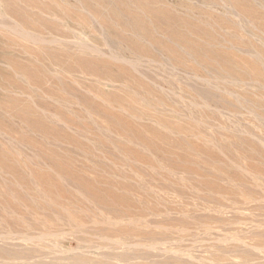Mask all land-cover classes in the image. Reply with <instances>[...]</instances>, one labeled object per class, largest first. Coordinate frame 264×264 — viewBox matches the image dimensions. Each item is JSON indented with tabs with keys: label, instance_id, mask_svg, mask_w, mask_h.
<instances>
[{
	"label": "rangeland",
	"instance_id": "374dc122",
	"mask_svg": "<svg viewBox=\"0 0 264 264\" xmlns=\"http://www.w3.org/2000/svg\"><path fill=\"white\" fill-rule=\"evenodd\" d=\"M6 2L42 78L0 59V264H264V0L16 2L44 41Z\"/></svg>",
	"mask_w": 264,
	"mask_h": 264
},
{
	"label": "bare ground",
	"instance_id": "6f19581e",
	"mask_svg": "<svg viewBox=\"0 0 264 264\" xmlns=\"http://www.w3.org/2000/svg\"><path fill=\"white\" fill-rule=\"evenodd\" d=\"M37 1L38 0H7L6 2V6L8 9H6L4 12H5V16L7 18H9L16 26H17V32L18 34L20 35H23L24 37L26 38H29L31 40H34V41H37L36 39H41L43 40V38L40 37V34L37 33V31L35 30L36 29V25H37V20L36 19H33V17H28L25 12H21L18 8H16L17 6L15 5V3L17 2H23L25 3V6H30V7H37ZM58 1V0H57ZM57 1L55 0H50V5L51 7L49 8L48 11H51V14L57 18H61L60 16L58 15H61V16H64L65 18L69 19V16H68V13L66 11V7H64L65 9H62L63 7L59 6V4L57 3ZM60 1V0H59ZM95 1V0H94ZM1 2V0H0ZM62 2V1H61ZM86 4V3H85ZM16 6V7H15ZM22 7V6H21ZM54 7V8H53ZM242 7V6H241ZM57 10H56V9ZM1 10V9H0ZM248 9L245 8L244 9V12L245 14L250 17L251 19H253L254 21H258V23H260L261 25V29L264 31V16H259L255 13L254 11V14L250 13L248 14ZM31 12V11H29ZM96 18H98L100 16V18H102L101 15H99L98 13H93L91 12ZM161 13H164V11H161ZM50 14V13H49ZM155 14V13H154ZM56 18V19H57ZM11 22V23H12ZM139 23V22H138ZM54 24V23H53ZM7 25V24H6ZM3 29H7V27L5 25H2ZM8 26V25H7ZM11 26V25H10ZM13 27V26H12ZM9 30V29H8ZM13 31V30H12ZM11 31V32H12ZM15 32V31H14ZM176 35H179L180 34L178 33H175ZM194 34V33H193ZM2 35L3 37L8 40L9 37L6 32H2ZM136 35V34H135ZM10 36V35H9ZM178 36V37H179ZM192 36V35H190ZM39 37V38H38ZM187 39H189V37H186ZM183 39H184V36H183ZM190 39H193V38H190ZM44 41V40H43ZM40 43V42H39ZM42 44V43H41ZM48 44V43H47ZM46 44V45H47ZM34 48V47H33ZM46 48V47H45ZM190 49L194 50L195 52H198V51H201L199 48L195 47V46H191ZM205 53V52H204ZM219 53V52H218ZM27 54L33 58V60H39L42 58V55L45 56V58L49 59L50 62H52L54 65L58 66L60 68V71H64L65 74H72L73 72V69L71 68V66H69L70 68L68 69H63V66H62V62L58 59H54L51 57V54L42 49L40 51H38L37 53L31 49H28L27 51ZM207 57L209 58H219V57H222L223 60L219 62L220 64V67L221 68H224L226 70H228L229 72H235L233 69H234V65L233 63H230L228 59H225V58H228L230 56H220L221 53L216 54L215 52L213 53H210L208 50H207V53L205 54ZM70 56V55H68ZM118 57L119 56H115L113 54L110 55V58H113L115 60H118ZM109 58V59H110ZM0 59L3 60L5 63H7L9 65V67L14 71V72H17L19 74H21L22 76H24L25 78H27L28 80H31L32 77L35 78L36 80V83L37 82H40L41 81V78H42V74L40 72V70L34 65V64H31L30 62L26 61H22L19 59V57L17 58L15 55H13L12 53L9 52V50L7 49V46L6 45H0ZM225 59V60H224ZM250 59V58H249ZM122 61V59H120ZM92 60H89V59H85V58H76L74 59L73 58V62H71V65L72 67H76L78 68L81 72L82 71H88L89 69H92L94 68L95 66L93 67H89L88 69H86V65L89 64ZM104 61V60H103ZM112 61V59H111ZM95 62V61H94ZM109 62V61H108ZM52 64V65H53ZM111 64H109L108 66H110ZM113 65V64H112ZM66 66V65H65ZM107 66V65H106ZM246 68L249 72L253 73L255 76H258L260 75V69L258 67V64L257 63H252V64H247L246 63ZM42 68V67H41ZM75 68V69H76ZM113 68H117V67H113ZM58 69V68H57ZM71 69V72H69L68 70ZM95 69V68H94ZM110 70V68H109ZM118 70V69H117ZM123 70V69H122ZM120 71V70H119ZM93 72V71H92ZM109 72V71H108ZM84 73V72H83ZM123 73V72H122ZM73 75V74H72ZM17 82V81H16ZM42 83V82H41ZM39 84V83H38ZM37 85V84H36ZM16 87H19V86H16ZM20 88V87H19ZM28 91V90H27ZM98 94V93H97ZM99 96H101V94H98ZM104 98H107L104 95ZM113 96V97H112ZM128 97V96H127ZM123 95H120V93H112L111 94V98L113 100H119V101H122V100H126L128 101L130 104H135V102L133 100H131L130 98H127ZM7 101V100H6ZM107 113V112H106ZM107 115V114H106ZM117 121V120H116ZM41 178V177H40ZM43 178V177H42ZM44 179V178H43ZM47 179V178H45ZM49 181V179H48ZM109 195L107 196V200H110L111 202H119V203H126L124 199H122L121 197H118L117 195L113 194V193H108ZM27 236V235H26ZM42 236V235H41ZM28 237V236H27ZM26 238V237H24ZM28 239H30L28 237ZM27 239V240H28ZM26 240V239H25ZM31 240V239H30ZM29 241V240H28Z\"/></svg>",
	"mask_w": 264,
	"mask_h": 264
}]
</instances>
